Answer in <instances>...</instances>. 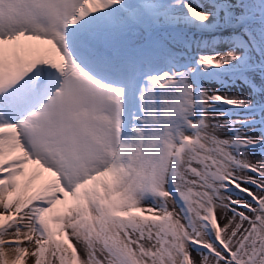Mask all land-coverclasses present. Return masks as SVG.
<instances>
[{
	"label": "snow or ice",
	"instance_id": "6c2138e0",
	"mask_svg": "<svg viewBox=\"0 0 264 264\" xmlns=\"http://www.w3.org/2000/svg\"><path fill=\"white\" fill-rule=\"evenodd\" d=\"M0 264H264V0H0Z\"/></svg>",
	"mask_w": 264,
	"mask_h": 264
},
{
	"label": "rangeland",
	"instance_id": "374dc122",
	"mask_svg": "<svg viewBox=\"0 0 264 264\" xmlns=\"http://www.w3.org/2000/svg\"><path fill=\"white\" fill-rule=\"evenodd\" d=\"M253 191H255V189H253ZM225 221L224 220H221V223L223 224Z\"/></svg>",
	"mask_w": 264,
	"mask_h": 264
}]
</instances>
